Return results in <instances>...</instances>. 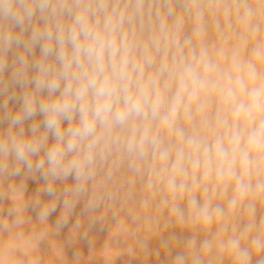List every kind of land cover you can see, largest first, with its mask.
I'll return each instance as SVG.
<instances>
[{
	"label": "clouds",
	"instance_id": "9594fccd",
	"mask_svg": "<svg viewBox=\"0 0 264 264\" xmlns=\"http://www.w3.org/2000/svg\"><path fill=\"white\" fill-rule=\"evenodd\" d=\"M3 124L9 241L47 236L29 206L47 225L62 200L59 232L83 200L84 238L111 213L117 237L189 230L172 264H264V0H0ZM37 173L50 201L26 199Z\"/></svg>",
	"mask_w": 264,
	"mask_h": 264
},
{
	"label": "rangeland",
	"instance_id": "374dc122",
	"mask_svg": "<svg viewBox=\"0 0 264 264\" xmlns=\"http://www.w3.org/2000/svg\"><path fill=\"white\" fill-rule=\"evenodd\" d=\"M39 53L37 52V55H38ZM13 104L15 105V106H13ZM18 104H15V103H11L10 102V106H11V108L13 109V110H16L18 107H19V105L17 106ZM15 108H13V107ZM29 122H31V121H29ZM7 125V124H6ZM6 125H4V126H0V128L2 127V129L0 130V131H2V130H6V128H7V126ZM29 125H30V123H29ZM26 126H28V124H26ZM25 126V127H26ZM29 127V126H28ZM26 129V131H27V127L25 128ZM37 176H38V178H37ZM18 178H20V177H18ZM31 178V182L32 181H34L33 183L34 184H28L27 182V184H25L26 185V192H25V196H29V194L32 196V195H34L35 197L37 196V194L39 193V198H40V200L41 201H46V200H49L50 201V197L47 195V194H45V193H43V192H41L40 191V189H41V187H43L42 185H44V180L39 176V174H36V176L35 177H30ZM32 178H33V180H32ZM15 179H17L16 177H15ZM15 179H13V182H14V180ZM35 179V180H34ZM29 180V179H28ZM18 181V180H17ZM29 182V181H28ZM38 182V183H37ZM74 182V180H73V178L72 177H69L68 178V180L67 181H65V182H61V181H57L56 182V186H57V188L58 189H60L61 191H62V188H63V184L64 183H66V184H72ZM15 183H17L16 181H15ZM19 183V182H18ZM37 184V185H36ZM40 184V185H39ZM28 186H29V188H28ZM35 186V187H34ZM37 186V187H36ZM34 187V188H33ZM28 189V190H27ZM32 189V190H31ZM29 190H31V192L29 191ZM35 190H38V191H35ZM40 193H41V195H40ZM43 196V197H42ZM42 198V199H41ZM51 199H52V197H51ZM4 201V202H3ZM3 201H0V207H2V208H0V213L1 214H3V215H5L6 214V212H7V208H9L10 206H11V202H10V200H8V199H4ZM47 202V201H46ZM3 204V205H2ZM6 206H5V205ZM2 205V206H1ZM9 206V207H8ZM60 206H61V208H60ZM58 208H60V209H57V211H59V213L57 212V211H55V213H53V214H55V215H57V216H60L61 215V213H62V211H63V207H62V200H61V202L60 203H58V206H57ZM3 209V210H2ZM6 209V210H5ZM60 211H61V213H60ZM2 215V216H3ZM80 215V216H79ZM77 217V218H76ZM111 217V213H109L108 214V217L106 218V220H104V221H97L91 228H90V230H89V232H88V234L90 235V234H92V235H90L91 236V238L93 237V235L95 236V237H97V239L95 238V237H93L92 239L93 240H91V238L89 239V240H91V242L89 243V246H91V244H92V246L91 247H89V246H85L84 248H83V254L85 255V253H87L86 255H88L89 257L91 256V258L89 259V257H87L88 258V260H87V258H86V260H87V262H90V260L92 259V260H94L96 257L98 258H100L101 260L104 258V261H102L103 263H105V264H108V262H109V264H172V262H173V259H174V257L177 255V253H179V252H181V251H183L184 249H183V245H182V243H176L175 241H173V243L171 244H169V246L168 247H165L164 246V243H163V241L164 240H168L173 234L174 235H176V237L179 239V240H184V239H186L187 237H189L190 235H191V233H190V231L188 232V233H190V235L189 234H187L186 235V233H184V229H182L183 231L181 232V228H179L178 226L177 227H171V228H169V229H166V230H164L163 232H156V233H153V234H150L149 232H148V230L147 229H144V228H140L137 224H134V223H132V221H131V219L130 218H127L126 219V224H127V227L129 228V231L127 232V234H125V235H123V236H119V237H117V235H116V233H117V229L115 228V222L110 218ZM59 218V217H58ZM57 218V219H58ZM109 218V219H108ZM121 218H124L123 217V214H121ZM56 219V220H57ZM71 219V220H70ZM77 219H80L81 220V222H82V226H83V228L84 229H82L81 228V231H84L85 230V227L86 228H88V218H87V213H85L84 212V201L83 200H81L80 202H79V204H77L76 205V208H75V210L73 211V213L71 214V216L69 217V220H70V222H68V224L69 225H66L65 227H63L59 232H55V230H54V225H55V222H56V220H52L50 217H49V222H48V224L47 225H42V226H40V224H38V222H37V218H35L34 219V223H36V224H32V226H30L28 229H30V231H28L26 228H25V230H27L28 232H31L33 229H37V230H39V229H43V228H46L47 229V232L49 231V234H47L48 236L46 237L47 238V240H45L46 238H44V240H42V242H40L39 243V245H37L38 247H40V251L42 250L41 248V246H43L42 244H44V243H46V242H48V241H50V240H52V236H53V239L55 238H58V239H62V238H68V237H70L73 233L72 232H70V231H72L71 229H72V226L76 223V220ZM35 220H36V222H35ZM68 220V221H69ZM53 221H55V222H52ZM72 223V224H71ZM38 224V225H37ZM35 225V226H34ZM52 225V226H51ZM69 226H71V227H69ZM33 227H35V228H33ZM67 227H69V228H67ZM32 228V229H31ZM178 229H180V230H178ZM168 230V231H167ZM178 230V231H177ZM216 230V229H215ZM213 228H212V231H210V232H208V233H204V232H201V234H200V238L201 239H203L204 238V236L205 235H208L209 237H211V234H213L214 233V231H215ZM51 231V232H50ZM52 231H54V234L52 233ZM173 231V232H172ZM90 232H93V233H95V234H93V233H90ZM170 232H171V234H170ZM180 232V233H179ZM72 233V234H71ZM51 234H53V235H51ZM56 234V235H55ZM60 234V235H59ZM65 234H67V235H65ZM70 234V235H69ZM179 234V235H178ZM170 236V237H169ZM143 237H148V245H147V255H145L143 252H142V250L140 249V247H139V245H138V243H137V241H138V239H140V238H143ZM166 238V239H165ZM45 241V242H44ZM93 241H95L94 243H93ZM3 242V241H2ZM156 242V243H155ZM158 242H159V244H158ZM175 242V243H174ZM6 244H4V243H2V246H4L3 248H6V246L8 245V241L7 242H5ZM9 243H11V241L9 242ZM12 243H16L17 244V247H19L20 248V250L19 251H17V252H15L14 254H11V255H9V256H11V259L13 258V257H18L17 256V254L19 255V253H26L25 251H31V249L32 248H34V246L31 248V249H27L26 250V248L27 247H29V246H27L26 247V245L24 246L23 245V243L22 242H20V243H18V242H14V241H12ZM42 243V244H41ZM0 244H1V242H0ZM96 244V245H95ZM153 244V245H152ZM176 244V245H175ZM35 245V247H36V244H34ZM45 245V244H44ZM164 247H163V246ZM1 246V245H0ZM175 246V247H174ZM86 247H87V249H86ZM89 247V248H88ZM177 247V248H176ZM21 248H23V249H25L24 250V252H23V249H21ZM91 248V249H90ZM132 249V251L130 252L129 251V249ZM151 248H153V249H151ZM38 248H36L35 250H37ZM161 249V250H160ZM179 249H182V250H179ZM2 250V249H1ZM4 250V249H3ZM87 251V252H85V251ZM91 250H93V251H91ZM98 250V251H97ZM5 251V250H4ZM101 253H100V252ZM157 251V252H156ZM0 252H2V251H0ZM35 252V251H34ZM39 252V250H37L36 251V253H38ZM92 252V253H91ZM4 253V252H3ZM97 253H99V254H97ZM35 254V253H34ZM92 254V255H91ZM6 255V254H5ZM35 255H37V254H35ZM40 255V254H39ZM95 255H97V256H95ZM8 256V255H7ZM9 256L7 257V259L9 260ZM92 256H94V257H92ZM100 256H102V257H100ZM36 257V256H35ZM40 257V256H39ZM43 257V256H42ZM41 257V258H42ZM227 256L225 255V256H222V257H218L215 261H214V264H231V260H229V259H224V258H226ZM2 258H3V256H2ZM37 258H38V256L36 257V260H35V262L34 263H41V262H43V260L40 258H38V260L39 261H37ZM4 259H5V257H4ZM11 259L8 261V263L10 264V261H11ZM99 259V260H100ZM224 259V260H223ZM42 260V261H41ZM6 261V260H5ZM13 261H15L14 259H13ZM11 262V264L13 263H15V262ZM17 261L19 262V260L17 259L16 260V263H17ZM41 261V262H40ZM45 262V261H44ZM29 263V262H28ZM33 263V262H32ZM31 263V264H32ZM5 264V263H4ZM22 264H25L24 262L22 263ZM26 264H27V262H26ZM30 264V263H29ZM42 264H44V263H42Z\"/></svg>",
	"mask_w": 264,
	"mask_h": 264
},
{
	"label": "bare ground",
	"instance_id": "6f19581e",
	"mask_svg": "<svg viewBox=\"0 0 264 264\" xmlns=\"http://www.w3.org/2000/svg\"><path fill=\"white\" fill-rule=\"evenodd\" d=\"M37 52L39 53V49H37ZM13 106H15L14 104H13ZM12 106V107H13ZM18 106V105H17ZM11 107V106H10ZM14 108V107H13ZM15 109V108H14ZM37 120H39V119H41L39 116L36 118ZM29 123H31V122H27L26 124H28V126H30L29 125ZM4 125H6V124H3V125H0V126H4ZM7 126V125H6ZM26 126V125H25ZM28 126H26L27 128H28ZM5 127V126H4ZM25 127V128H26ZM2 129V127L0 128V130ZM27 132V131H26ZM52 142V137L50 136L49 137V143H51ZM38 174V173H37ZM17 179H15V178H13V179H15L14 180V182L16 181L17 183L18 182H20V180L22 179V177H20V178H18V177H16ZM37 178H38V176H37ZM29 179V180H28ZM18 180V181H17ZM32 180H33V178H32ZM35 180V179H34ZM29 181V182H28ZM34 184L33 182L34 181H32L31 182V178L30 177H28L26 180H25V184ZM38 183V182H37ZM37 185V184H36ZM40 185V184H39ZM43 186V185H42ZM35 187V186H34ZM33 187V188H34ZM37 187V186H36ZM28 188H29V186H28ZM42 188V187H41ZM28 190V189H27ZM32 190V189H31ZM31 190H29L30 192H31ZM35 191H38V190H35ZM40 195H41V193H40ZM43 197V196H42ZM33 198H35V196L34 195H30L29 194V196H26V199H29V200H31V199H33ZM42 199V198H41ZM50 200H51V197L49 198ZM46 201H49V200H46ZM45 201V202H46ZM4 202V201H3ZM44 202V201H43ZM1 204V203H0ZM79 204V203H78ZM3 205V204H2ZM1 205V206H2ZM5 205V204H4ZM6 206V205H5ZM9 207V206H8ZM0 208H2V207H0ZM60 208H61V206H60ZM60 208H58L57 207V209H60ZM8 209V208H7ZM57 209L55 210V211H57ZM62 209V208H61ZM3 210V209H2ZM6 210V209H5ZM58 213H59V211H57ZM53 213H55V212H53ZM51 214L49 217L52 219V220H56L59 216H57V215H55V214ZM60 213H61V211H60ZM3 214H1L0 213V216H2ZM26 215L28 216V217H30L31 218V224H29V225H25V228L28 230V231H30V229H28L30 226H32V224H36V223H34V219L35 218H37V210L36 209H34L33 207H31V206H29V208H28V210H27V213H26ZM260 215H264V206H261L260 208H259V212H258V219H259V216ZM80 216V215H79ZM77 218V217H76ZM111 218V217H110ZM109 219V218H108ZM71 220V219H70ZM70 220L68 221V222H70ZM57 221V220H56ZM77 221V220H76ZM35 222H36V220H35ZM48 222H49V220H48ZM52 222V221H51ZM53 222H55V221H53ZM52 222V223H53ZM56 223V222H55ZM70 224V223H69ZM69 224H67V225H69ZM72 224V223H71ZM38 225V224H37ZM35 226V225H34ZM40 226H42V225H40ZM52 226V225H51ZM55 226V225H54ZM69 227H71V226H69ZM69 227H67V228H69ZM33 228H35V227H33ZM86 228V227H85ZM32 229V228H31ZM82 229H84L83 228V226H82ZM213 229L215 230L216 229V226H213ZM27 230H25L26 232H28ZM72 230V229H71ZM90 230V229H89ZM89 230H88V232H89ZM178 230H180V229H178ZM177 230V231H178ZM168 231V230H167ZM183 230L181 229V232H182ZM212 231V230H211ZM51 232V231H50ZM70 232H72V231H70ZM83 232L84 231H81V229H80V231L79 232H76V233H71L72 235L70 236V237H68V238H62V239H58V238H54L53 239V236H52V240H50V241H48V242H46V243H44V244H42L43 246H41L42 248V250L40 251V247H38L37 245H36V247H35V245L33 244L32 246H29V247H27L26 248V250L28 249H31L33 246H34V248H32L31 249V251H25L26 253H19V255L17 254V256L18 257H13L12 259H11V256H9V260L11 259V261H10V264H11V262L13 261V259L15 260V261H13V262H15L14 264H22L23 262L26 264V262H27V264H31L32 262V264H36V263H34L35 262V260H36V257L38 256V258L40 259L42 256V260H43V262H41V263H37V264H42V263H44V264H105V263H103L102 261H104V258L102 257V256H100V257H102L103 259L101 260L99 257L97 258H95L94 260H90V262H87V260H88V258L87 257H89L88 255H86L87 253H85V255L83 254V248L85 247V246H89V243L91 242V240H93L94 238L93 237H95L94 235H93V239L91 238V236L90 235H92V234H88L87 235V238H84L83 237ZM173 232V231H172ZM189 232V230H187V229H184V233H186V235L187 234H189L190 235V233H188ZM213 232V231H212ZM215 232V231H214ZM52 233L54 234V231H52ZM90 233H93V232H90ZM180 233V232H179ZM47 234H49V231L47 232ZM53 234H51V235H53ZM93 234H95V233H93ZM170 234H171V232H170ZM50 235V234H49ZM56 235V234H55ZM60 235V234H59ZM65 235H67V234H65ZM70 235V234H69ZM96 235V234H95ZM174 235V234H173ZM179 235V234H178ZM212 235V234H211ZM48 236V235H47ZM46 236V237H47ZM176 236V235H175ZM45 237V238H46ZM91 238V240H89L90 238ZM170 237V236H169ZM96 239H97V237H95ZM166 239V238H165ZM44 240V239H43ZM45 240H47V238L45 239ZM3 241V242H2ZM8 241V244H9V239H8V237L5 235V236H0V242H1V246H0V251H2V252H0V264H9L8 263V259H7V254L5 255V248H3L4 246H2V243H4V244H6L5 242H7ZM90 241V242H89ZM42 242V241H41ZM45 242V241H44ZM95 241H93V243H94ZM11 243H12V241H11ZM18 243H20V242H18ZM156 243V242H155ZM173 243V242H172ZM171 243V244H172ZM175 243V242H174ZM158 244H159V242H158ZM178 244V243H177ZM96 245V244H95ZM153 245V244H152ZM176 245V244H175ZM25 246V245H24ZM91 246H92V244H91ZM91 246H89V247H91ZM163 246V245H162ZM20 247V246H19ZM18 247V248H19ZM31 247V248H30ZM88 247V248H89ZM164 247V246H163ZM175 247V246H174ZM36 248H38L37 250H39V252L38 253H36V251L37 250H35ZM177 248V247H176ZM2 249V250H1ZM4 249V250H3ZM21 249H23V248H21ZM86 249H87V247H86ZM91 249V248H90ZM151 249H153V248H151ZM24 250L25 249H23V252H24ZM161 250V249H160ZM179 250H182V249H179ZM21 251V250H20ZM35 251V252H34ZM85 251V250H84ZM91 251H93V250H91ZM98 251V250H97ZM4 252V253H3ZM85 252H87V251H85ZM100 252V251H99ZM157 252V251H156ZM37 254V255H35V254ZM92 253V252H91ZM101 253V252H100ZM40 254V255H39ZM97 254H99V253H97ZM92 255V254H91ZM2 256H3V258H2ZM36 256V257H35ZM40 256V257H39ZM95 256H97V255H95ZM4 257H5V259H4ZM87 258V260H86V258ZM92 257H94V256H92ZM38 258H37V261H39L38 260ZM91 258V256L89 257V259ZM261 257L259 256V255H254L253 256V258H252V264H257V261L260 259ZM19 260V262L17 261V263H16V260ZM100 259V260H99ZM225 260L226 259H229V257H226V258H224ZM223 259V260H224ZM6 260V261H5ZM8 260V261H7ZM230 260V259H229ZM45 261V262H44ZM89 261V260H88ZM29 262V263H28ZM105 262V261H104ZM13 264V263H12ZM108 264H109V262H108Z\"/></svg>",
	"mask_w": 264,
	"mask_h": 264
}]
</instances>
